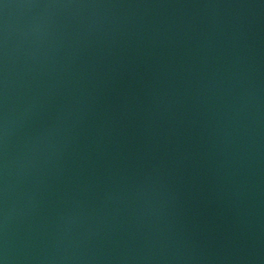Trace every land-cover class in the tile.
<instances>
[{
    "label": "water",
    "instance_id": "95a60500",
    "mask_svg": "<svg viewBox=\"0 0 264 264\" xmlns=\"http://www.w3.org/2000/svg\"><path fill=\"white\" fill-rule=\"evenodd\" d=\"M0 264H264V0H0Z\"/></svg>",
    "mask_w": 264,
    "mask_h": 264
}]
</instances>
